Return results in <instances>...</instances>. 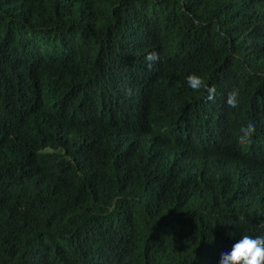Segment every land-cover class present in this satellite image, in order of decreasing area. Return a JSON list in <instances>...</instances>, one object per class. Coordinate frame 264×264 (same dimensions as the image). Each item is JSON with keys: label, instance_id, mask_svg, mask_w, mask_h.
Returning <instances> with one entry per match:
<instances>
[{"label": "trees", "instance_id": "16d2710c", "mask_svg": "<svg viewBox=\"0 0 264 264\" xmlns=\"http://www.w3.org/2000/svg\"><path fill=\"white\" fill-rule=\"evenodd\" d=\"M245 234L264 0H0V264H219Z\"/></svg>", "mask_w": 264, "mask_h": 264}, {"label": "clouds", "instance_id": "9594fccd", "mask_svg": "<svg viewBox=\"0 0 264 264\" xmlns=\"http://www.w3.org/2000/svg\"><path fill=\"white\" fill-rule=\"evenodd\" d=\"M156 52L149 53L145 59L151 63L158 60ZM187 84L193 91L206 90L208 101L214 99L216 92L215 86L209 87L205 81L195 74L187 77ZM227 106L230 108H237L239 106L238 92L233 90L228 93L226 99ZM256 131L254 122L247 123L246 126L241 127L239 143L245 145L250 143L251 137ZM219 264H264V235H242L241 239L232 246L230 252L221 253Z\"/></svg>", "mask_w": 264, "mask_h": 264}]
</instances>
